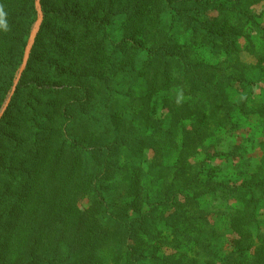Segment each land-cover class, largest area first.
Listing matches in <instances>:
<instances>
[{
  "label": "trees",
  "instance_id": "obj_1",
  "mask_svg": "<svg viewBox=\"0 0 264 264\" xmlns=\"http://www.w3.org/2000/svg\"><path fill=\"white\" fill-rule=\"evenodd\" d=\"M41 1L44 22L0 123V264H109V259L113 264H143L148 243L141 233H150L153 220L143 212L132 218L127 206L115 208L101 189L109 195L117 193L113 179L121 156L132 159L144 147L159 151L161 140L136 137L140 129L124 115L125 105L111 113L114 128L94 111L100 99L109 100L107 89L115 76L138 60V76L148 83L135 118L142 127L154 133L165 130L164 122L150 113L151 98L177 86L203 101L170 103L169 136L177 132L188 109L196 107L202 108L205 119L210 110L220 118V125L231 123L226 72L194 60L170 29L192 31V43L225 50L236 43L250 15L241 13L238 23L226 9L213 16L216 11L208 8L211 0ZM120 18L123 39L116 44L111 26ZM36 19L35 0H0V108ZM109 43L126 59L115 62ZM195 141L197 137L192 138ZM186 154L187 149L182 151L183 157ZM122 169L132 193L140 197L142 169L135 166L131 172L127 165ZM233 189L228 195L241 202L230 213L231 228L242 229V236L249 233L253 240L263 236L259 215H264V174ZM172 191L173 184L166 188V193ZM86 195L92 204L81 209ZM130 207L136 208L135 203ZM250 238L239 251L253 249ZM199 245L208 249L205 241ZM108 250L113 254L107 255ZM260 253L259 247L250 252L245 264H259ZM198 254L199 259L187 264L206 263ZM231 256L226 264L231 258L238 262ZM153 257L160 261L155 249ZM166 264L184 263L169 259Z\"/></svg>",
  "mask_w": 264,
  "mask_h": 264
},
{
  "label": "rangeland",
  "instance_id": "obj_2",
  "mask_svg": "<svg viewBox=\"0 0 264 264\" xmlns=\"http://www.w3.org/2000/svg\"><path fill=\"white\" fill-rule=\"evenodd\" d=\"M208 8L216 11L213 16L226 9L236 23L239 22L237 18L242 16L241 13L250 15V21L243 26V33L238 36L234 45L221 50L201 42L192 43V31L179 33L174 27L170 32L176 40L178 39L177 42L183 49L190 51L194 60L220 67L226 72L228 79L225 90L230 104L231 123L220 125V118L216 113H210V110L206 112L205 119L201 114L202 108L196 107L191 112L188 109L186 119H181L177 132L169 136L170 103L176 99L192 104L203 101L177 86L169 91H160L151 98L150 113L154 119L164 122L165 130L154 133L152 129L142 127L137 121V116L139 109L143 107L141 97L148 93V83L138 76L141 67L138 60L115 76V80L107 89L111 94L109 100L106 99L107 96L100 99L94 111V115L103 123L114 128L111 113L125 105L124 115L140 129L137 135L135 133L136 137L153 136L161 140L159 151L144 147L143 151H138L132 159L121 156L120 169L113 179L119 189L117 193L109 195L101 189L102 196L112 200L115 208L127 206L132 218L140 216L143 212L153 220L150 233H141V237L148 243L145 246L147 257L142 260L143 264H166L169 259L187 264L193 258L199 259L198 252H201V257L206 262L202 264H226V259L232 254L238 262L231 258L227 264H245L248 254L258 247L262 257L257 260L259 264H264V235L253 240L254 237L249 233L243 237L242 229L235 232L231 228L230 213L240 207L241 201L234 198L233 194L228 195L229 191L234 192V187L245 181L260 178L264 174V0H211ZM37 20L38 11L26 47ZM122 24L123 19L120 18L111 26L112 40L116 44L123 39ZM109 48L115 62L126 59L121 51H115L116 45L109 43ZM21 65L22 63L17 69L14 81ZM12 87L13 85L0 110ZM183 109L185 110L182 107L181 111ZM113 132L117 133V130L113 129ZM193 137H197V141L192 142ZM186 149L188 154L185 158L182 151ZM125 165L131 172L136 166L144 173L140 197L132 193L129 180L124 175L126 171L122 169ZM165 180L168 181L167 184ZM172 184L174 191L166 193V188ZM181 192L191 200L188 202ZM92 201L93 199L86 195L80 203L81 209H87ZM132 203H135L136 208L130 207ZM261 206V212H264V200ZM259 218L264 221L263 214L259 215ZM247 238H250L249 245L251 244L253 249L247 252L239 251L240 244L245 243ZM203 241L208 246L206 250L199 245V242ZM154 249L160 258L159 262L158 258L153 257ZM149 250H152L151 253ZM106 254L112 255L113 251L108 250ZM167 257L169 259H165ZM108 263L113 264V260L109 259Z\"/></svg>",
  "mask_w": 264,
  "mask_h": 264
},
{
  "label": "water",
  "instance_id": "obj_3",
  "mask_svg": "<svg viewBox=\"0 0 264 264\" xmlns=\"http://www.w3.org/2000/svg\"><path fill=\"white\" fill-rule=\"evenodd\" d=\"M36 7H37V11H38V20H37L36 25L34 26V29L32 30L28 45L26 47V51H25V55H24V58H23L22 65H21V67L19 69V72L17 74V77H16V79L14 81V84H13V87L11 89V92H10V94H9L5 104H4V106L0 110V121H1L2 117L4 116L6 110L8 109V106H9L11 100H12V97H13L16 89H17V86L19 84L21 76H22V74H23V72H24V70H25V68H26V66L28 64L33 45H34V43L36 41V37L38 35V32H39L40 27H41V24L43 22L44 13H43L41 0H36Z\"/></svg>",
  "mask_w": 264,
  "mask_h": 264
}]
</instances>
